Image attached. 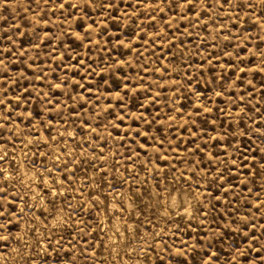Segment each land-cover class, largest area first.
I'll return each mask as SVG.
<instances>
[{
    "label": "rangeland",
    "instance_id": "1",
    "mask_svg": "<svg viewBox=\"0 0 264 264\" xmlns=\"http://www.w3.org/2000/svg\"><path fill=\"white\" fill-rule=\"evenodd\" d=\"M0 264H264V0H0Z\"/></svg>",
    "mask_w": 264,
    "mask_h": 264
},
{
    "label": "snow or ice",
    "instance_id": "2",
    "mask_svg": "<svg viewBox=\"0 0 264 264\" xmlns=\"http://www.w3.org/2000/svg\"><path fill=\"white\" fill-rule=\"evenodd\" d=\"M0 215H3V213H2V212H0Z\"/></svg>",
    "mask_w": 264,
    "mask_h": 264
}]
</instances>
